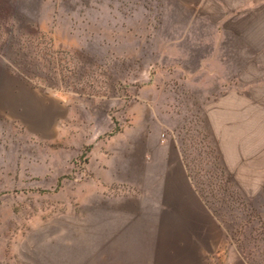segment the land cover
<instances>
[{
    "label": "rangeland",
    "instance_id": "374dc122",
    "mask_svg": "<svg viewBox=\"0 0 264 264\" xmlns=\"http://www.w3.org/2000/svg\"><path fill=\"white\" fill-rule=\"evenodd\" d=\"M177 171L214 264H264V0H0V264H89L113 203L173 209Z\"/></svg>",
    "mask_w": 264,
    "mask_h": 264
},
{
    "label": "crops",
    "instance_id": "0c3cea01",
    "mask_svg": "<svg viewBox=\"0 0 264 264\" xmlns=\"http://www.w3.org/2000/svg\"><path fill=\"white\" fill-rule=\"evenodd\" d=\"M183 1L191 7L197 1L200 8L220 10L227 18L231 11L255 8V0ZM43 99L45 106L38 113L26 112L40 127L51 125L66 106L57 99ZM173 186L178 196L170 210L143 211L132 198L115 201L116 211L104 216L101 234L91 239L89 264H214L221 258L224 229L188 188L181 171Z\"/></svg>",
    "mask_w": 264,
    "mask_h": 264
}]
</instances>
